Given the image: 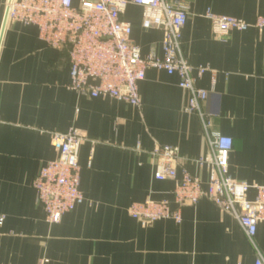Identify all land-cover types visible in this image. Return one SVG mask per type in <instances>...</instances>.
Instances as JSON below:
<instances>
[{
  "label": "crops",
  "instance_id": "1",
  "mask_svg": "<svg viewBox=\"0 0 264 264\" xmlns=\"http://www.w3.org/2000/svg\"><path fill=\"white\" fill-rule=\"evenodd\" d=\"M189 8L182 50L196 86L208 92L209 132L231 137L228 174L264 186V30L212 33L206 12L252 23L264 0H183ZM8 0H0V38ZM142 8L129 4L123 20L143 55L162 54V33L142 27ZM196 75V73H195ZM176 75L148 69L139 83L141 108L78 96L67 51L52 49L38 29L8 21L0 42V264H254L264 255V223L250 243L238 222L208 199L183 207L182 222L141 223L133 203L168 200L176 182L154 178L156 145L180 149L182 168L207 186L193 161L209 153L206 130L185 108L189 93ZM82 132L80 190L85 202L49 225L32 182L58 156L52 134ZM255 197L254 191L248 194Z\"/></svg>",
  "mask_w": 264,
  "mask_h": 264
},
{
  "label": "built area",
  "instance_id": "2",
  "mask_svg": "<svg viewBox=\"0 0 264 264\" xmlns=\"http://www.w3.org/2000/svg\"><path fill=\"white\" fill-rule=\"evenodd\" d=\"M129 4L142 8V27L162 33V54L143 55L132 40V25L123 20ZM189 8L183 0H13L8 21L34 26L39 38L48 47L67 51L70 84L68 89L78 96L92 99H113L141 108L139 83L148 69L163 71L179 79L178 86L189 93L185 112L197 115L208 139L209 153L193 162L208 172L207 186L201 179L182 168L180 149L171 145H156L154 178L176 182L173 197L176 209L168 200H146L129 207L130 216L141 223L171 220L182 222L183 207L195 206L208 199L240 225L252 245L258 225L264 223V186L250 185L231 178L228 158L233 139L209 132V122L203 111L208 92L196 86L207 68H193L182 50V31ZM212 33L225 40L234 31L264 30V16L252 22L235 17L206 12ZM196 73V75H195ZM85 135L75 129L52 134L56 159L48 162L32 182L37 201L46 213L49 225L59 224L63 216L85 202L80 190L79 153ZM254 191L255 197L248 194ZM0 217V225L3 223ZM37 264H51L42 258ZM254 264H264V255L257 251Z\"/></svg>",
  "mask_w": 264,
  "mask_h": 264
},
{
  "label": "water",
  "instance_id": "3",
  "mask_svg": "<svg viewBox=\"0 0 264 264\" xmlns=\"http://www.w3.org/2000/svg\"><path fill=\"white\" fill-rule=\"evenodd\" d=\"M12 1L13 0H8V3H7V8H6V13H5V17H4V22H3V27H2V33H1L0 42H1L2 35L4 33V30H5V28L7 26V23H8L9 9H10V5H11Z\"/></svg>",
  "mask_w": 264,
  "mask_h": 264
}]
</instances>
